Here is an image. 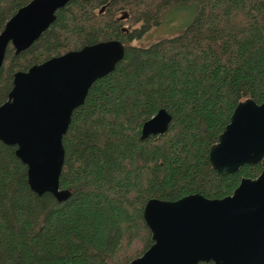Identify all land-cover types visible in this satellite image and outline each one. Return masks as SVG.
I'll return each mask as SVG.
<instances>
[{
  "label": "trees",
  "instance_id": "16d2710c",
  "mask_svg": "<svg viewBox=\"0 0 264 264\" xmlns=\"http://www.w3.org/2000/svg\"><path fill=\"white\" fill-rule=\"evenodd\" d=\"M28 1L0 0V30ZM188 2L196 10L181 31L132 43L162 10ZM109 38L124 55L92 82L62 137L65 200L34 192L15 145L0 140V264H126L152 242L148 198L222 197L261 170L219 174L209 148L240 100H264V0H68L28 47H6L0 103L16 70ZM161 107L167 130L141 138Z\"/></svg>",
  "mask_w": 264,
  "mask_h": 264
},
{
  "label": "water",
  "instance_id": "95a60500",
  "mask_svg": "<svg viewBox=\"0 0 264 264\" xmlns=\"http://www.w3.org/2000/svg\"><path fill=\"white\" fill-rule=\"evenodd\" d=\"M68 0H29L0 30V68L6 47H28ZM118 38L99 40L53 55L13 73L0 103V140L15 145L26 165L27 181L37 194L58 201L70 191L59 186L65 150L62 143L72 111L83 103L94 80L111 71L124 55ZM171 120L159 108L141 125V138L164 133ZM219 173L260 162L255 177H241L232 193L207 197L191 192L176 199L148 198L143 218L150 245L126 264H264V100L248 97L233 109L229 122L209 148Z\"/></svg>",
  "mask_w": 264,
  "mask_h": 264
},
{
  "label": "rangeland",
  "instance_id": "374dc122",
  "mask_svg": "<svg viewBox=\"0 0 264 264\" xmlns=\"http://www.w3.org/2000/svg\"><path fill=\"white\" fill-rule=\"evenodd\" d=\"M194 3L175 4L161 11L159 22L151 26L141 37L133 39L135 45H147L152 41L178 33L195 14Z\"/></svg>",
  "mask_w": 264,
  "mask_h": 264
}]
</instances>
